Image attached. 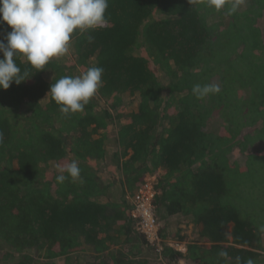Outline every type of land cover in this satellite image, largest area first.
Listing matches in <instances>:
<instances>
[{
  "label": "trees",
  "instance_id": "1",
  "mask_svg": "<svg viewBox=\"0 0 264 264\" xmlns=\"http://www.w3.org/2000/svg\"><path fill=\"white\" fill-rule=\"evenodd\" d=\"M106 16L44 71L17 60L27 81L0 89V264H264V0L231 16L207 0H109ZM93 66L102 87L82 112L42 107L46 73ZM196 84L220 92L198 99ZM72 161L77 178L61 172ZM150 176L160 237L197 230L185 254L136 229Z\"/></svg>",
  "mask_w": 264,
  "mask_h": 264
},
{
  "label": "clouds",
  "instance_id": "2",
  "mask_svg": "<svg viewBox=\"0 0 264 264\" xmlns=\"http://www.w3.org/2000/svg\"><path fill=\"white\" fill-rule=\"evenodd\" d=\"M188 2L191 4L192 0ZM242 2L207 0V7L217 12L225 10V14L231 16L239 10ZM108 6L109 0H0V23L11 28L4 40H0V89L8 90L13 82L20 85L27 81L28 74L21 72L17 60L27 61L37 73L44 71L51 61L69 52L75 34L104 28L109 23L106 16ZM103 72V68L93 66L81 75L63 76L50 85L48 97L51 96L66 116L82 112L102 87ZM192 92L198 99H203L219 93L220 87L196 84ZM63 171L72 178L79 177L78 162L72 161L61 169ZM66 178L63 174L56 177L57 182ZM246 264L254 262L248 259Z\"/></svg>",
  "mask_w": 264,
  "mask_h": 264
},
{
  "label": "built area",
  "instance_id": "3",
  "mask_svg": "<svg viewBox=\"0 0 264 264\" xmlns=\"http://www.w3.org/2000/svg\"><path fill=\"white\" fill-rule=\"evenodd\" d=\"M156 181V177H146L144 182L140 186V191L138 196L133 199L135 209H133L131 216L137 222V231L140 234H143L149 243L156 246L157 253H162V242L164 241L160 235V223L155 213V190H154V182ZM188 242H169L170 247L178 253H186ZM161 255V254H160ZM162 256H160V260H162Z\"/></svg>",
  "mask_w": 264,
  "mask_h": 264
},
{
  "label": "rangeland",
  "instance_id": "4",
  "mask_svg": "<svg viewBox=\"0 0 264 264\" xmlns=\"http://www.w3.org/2000/svg\"><path fill=\"white\" fill-rule=\"evenodd\" d=\"M261 27L264 30V22L262 23ZM54 78H56V75H55V73L53 71H49L44 76L45 82L48 81V83H51ZM49 99H50V96L48 97V93H46V95L41 99V105H42L43 108L47 107V105L49 103ZM25 108L26 107H23L22 109H25ZM181 229H182V231H181L180 237H182V238H179L177 236H172V237H170V239H172L174 241L178 240V241H180L182 243L183 242L192 243V242H195L198 239L199 235L197 234V230L193 227L192 224H184V225L181 226ZM133 242H135V241H133ZM130 243H132V242H130ZM130 243L125 245L124 249L127 252H131V249L129 248ZM177 260H178V264H198V263H195V262L187 261L184 258H178Z\"/></svg>",
  "mask_w": 264,
  "mask_h": 264
},
{
  "label": "crops",
  "instance_id": "5",
  "mask_svg": "<svg viewBox=\"0 0 264 264\" xmlns=\"http://www.w3.org/2000/svg\"><path fill=\"white\" fill-rule=\"evenodd\" d=\"M51 84V83H50ZM50 100V99H49ZM19 110H21V109H19ZM22 111V110H21Z\"/></svg>",
  "mask_w": 264,
  "mask_h": 264
}]
</instances>
